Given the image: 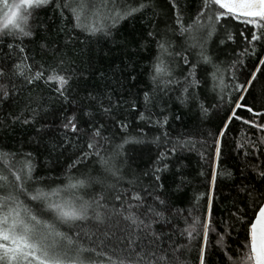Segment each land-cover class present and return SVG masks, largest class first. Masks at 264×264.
I'll list each match as a JSON object with an SVG mask.
<instances>
[{
  "label": "snow or ice",
  "instance_id": "1",
  "mask_svg": "<svg viewBox=\"0 0 264 264\" xmlns=\"http://www.w3.org/2000/svg\"><path fill=\"white\" fill-rule=\"evenodd\" d=\"M161 8V0H0V110L22 98L11 123L35 127L36 143L64 158L53 175L50 159L0 145V160L15 161L0 168V264H264V107H256L264 0H163ZM162 14L163 28H147L155 55L146 89L126 102L109 92L70 99L80 76L63 49ZM39 85L48 96L32 95ZM176 101L199 116L195 131L175 130ZM122 103L131 120L114 118ZM128 145L143 146L140 156ZM193 153L207 169L198 173L206 190L193 189L181 206L165 182L174 177L173 192L191 183L184 160ZM237 171L221 208L217 181Z\"/></svg>",
  "mask_w": 264,
  "mask_h": 264
},
{
  "label": "trees",
  "instance_id": "2",
  "mask_svg": "<svg viewBox=\"0 0 264 264\" xmlns=\"http://www.w3.org/2000/svg\"><path fill=\"white\" fill-rule=\"evenodd\" d=\"M163 13V0H161ZM165 17L162 14L156 19L145 23L141 18H137L132 22H125L119 31L112 38L97 37L90 42L75 43L74 48H65L63 51L67 52L68 56L73 61L72 67L76 70L80 79L73 81V90L70 94L75 97L77 101H81L87 93L93 95L109 92L112 93L113 100H120L122 102L128 101L132 94H139L143 89L148 87V65L155 55V47L153 43L147 40V28L149 24H156L159 27H164ZM52 41L62 43L63 36H52ZM79 40H85L83 35L79 36ZM145 43L146 47H141ZM221 58L226 59L227 53L224 50L219 52ZM251 68V64L249 65ZM102 74V75H101ZM131 76H135L136 80L132 81ZM261 84L264 86V77H261ZM115 89V91H114ZM33 96L40 95L46 97L49 95L47 86L39 85L32 92ZM23 107V99L18 102L5 103L3 110H0V121H4V126L0 127V145L7 146L12 150L34 151L38 159L43 162L51 160V174L55 175L64 165V158L62 156H49L43 143H36L42 141V136L38 135L36 128L29 126H21L18 123L13 125L11 123V116L18 114ZM54 111L49 114L48 119H56L60 115V102L54 99L52 103ZM256 107H264V96L261 97L260 102ZM171 111L181 117L179 121H173L175 130L179 132L195 131L199 123V116L194 109L182 106L178 101L171 104ZM113 116L116 120L123 117L132 119L134 113H129L127 105H122L117 108ZM221 117H213L212 124L218 125L221 123ZM111 123V121H108ZM39 126V124L37 125ZM239 125L234 122L232 135L239 130ZM231 139L228 144L231 145ZM131 155L140 156L141 145H128ZM186 168L184 169L186 178L191 183L184 188L182 192H173L175 188V179L169 175L165 182V187L169 194L173 196L175 203L185 206L192 197L193 189L205 191V178L198 175L199 171L207 169L203 162L199 160L196 154H189L184 160ZM231 166L234 161H228ZM10 165L14 166L15 161L0 160V168L7 169ZM239 173L237 171L236 179L230 180L227 177L219 178L217 181V192L219 194V203L221 208L227 204L231 199V194L234 192V185L238 184ZM195 253H193V259Z\"/></svg>",
  "mask_w": 264,
  "mask_h": 264
}]
</instances>
